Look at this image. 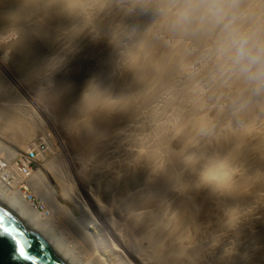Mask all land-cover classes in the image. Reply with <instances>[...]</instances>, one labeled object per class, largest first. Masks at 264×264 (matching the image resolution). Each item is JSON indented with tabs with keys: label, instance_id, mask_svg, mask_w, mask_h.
I'll return each instance as SVG.
<instances>
[{
	"label": "bare ground",
	"instance_id": "1",
	"mask_svg": "<svg viewBox=\"0 0 264 264\" xmlns=\"http://www.w3.org/2000/svg\"><path fill=\"white\" fill-rule=\"evenodd\" d=\"M37 2L38 0L22 1L21 5L23 7L19 5V8L22 7V11L29 10L34 5L37 6ZM84 2H81V0L73 2L72 11L77 20V27L74 31L77 32L79 37L83 36L84 28H81V26L85 25L91 33L93 32L94 35L106 39V43L111 50L114 41L109 39L108 33L118 34L119 38L122 39V43L126 44L127 34L130 33L134 36L135 26L138 31L142 23V26L144 25L147 30L143 35L135 34L139 42L136 45L140 44L139 47L137 45V49L140 48L141 51L136 50L133 44L137 52L131 54L124 51L123 53L124 62L128 65L127 68L126 64L123 66V69L126 70L124 77L126 78L128 72V81L135 82L138 89L136 91L143 99L141 101L146 103H141L144 107L141 106L143 108V121L140 120L137 109L133 107L135 103L132 106L133 108H130L131 111L124 117L129 130L136 131L137 138L133 139L130 135L127 136L126 149L123 147V169L119 172H112L106 167L109 170L108 175L103 173L104 176L102 180L100 179L107 183V181L110 182L109 179L111 178L113 180L111 183L117 184L116 189L106 185L105 188L102 187L106 193L104 195L105 199L108 197L111 198V202L114 200L129 202L127 204L129 205L128 210L125 207L128 213L127 217H122V208L119 209L118 212L122 214L120 213L115 221L117 215L114 217V215H109L108 212L107 216L103 211V214L107 216L106 221H109L110 225L116 224V222L124 224L128 233L133 230L138 231L137 236L139 242H143L141 245L144 246L143 249L139 248L137 243H134L133 245L130 244L133 252L127 250L128 256L136 264H208L209 260L218 263L222 262V257L219 254V251L222 250L228 256L233 257L238 264H248V259L244 254L248 246L247 242L243 241L239 253V245L234 242L235 246H232V243L229 244L228 240L230 239L232 242L230 237L233 229H236V231L238 229V235L236 234V237H238L244 233L245 228L249 229L261 224V229L259 228L260 225L257 227L259 232L256 233L258 236L254 235V239L259 240L260 238L259 241L264 243V223L260 222L262 219H257L259 217L256 218V216H264V211L263 214L259 213L261 208L257 205V201H261V195L264 199V94H255L253 85L241 74L239 65L235 61V42L244 37L247 39L249 50L254 52L257 49L264 48V0H88L86 3ZM115 2H118V4H115ZM133 13L137 14L139 19L136 18V20H140L141 23L139 22L140 24L137 23L136 25L137 21L135 20L134 28L123 36L124 30L120 21L121 19L129 20ZM106 18L111 19L114 23L113 32H107V34L104 33L105 26L103 22ZM140 52H147L149 56H152L151 63L146 60L151 64V75L148 76V79L153 78L156 85L165 93L158 95L155 90L152 92L149 89L150 87L147 86L148 83L145 84L146 82L144 83L136 77V74L139 73L136 72L141 71V63L143 62H139ZM157 56L160 60L157 59ZM39 57L40 61L38 63L34 62L33 66L30 65L33 77L44 74L46 70L42 66L44 65L42 61L45 58ZM148 58L146 57V59ZM147 64L146 66H148ZM129 65L130 67L133 65V67L128 71ZM77 71L78 73L75 75L84 78L80 99L91 105L97 98V85L95 82L90 81L91 77L87 75L83 67L77 68ZM119 77L116 69L110 68L108 89L114 90L116 84L114 81ZM65 82L63 86H68L67 81ZM133 87L136 89L135 86ZM125 93H120L119 96L128 99ZM132 93H135V90ZM105 95L107 96V94ZM101 99L99 97V100ZM103 101H105V97ZM59 102L57 99V103L60 105ZM61 102L63 103V101ZM53 103L55 105L56 102ZM98 108L97 110H99ZM165 110H169L168 114L162 115ZM63 111H61V114H64ZM89 111L86 112L88 115ZM94 112L96 111L94 110ZM97 112L100 113L101 111ZM86 113H84L85 116ZM7 115L6 112L1 115L0 123L3 125L0 128H6ZM88 115L86 118H92V123L96 119L101 124H103L106 116L103 115L102 117L101 114L98 115L92 111L90 116ZM18 119L20 124L22 122L29 124L28 122H30L25 123L24 121L29 120V118L26 120L23 116ZM19 126H17V129ZM21 126V129L19 128L20 133L22 127H24ZM32 126L28 127L31 131L34 127ZM63 128L73 134L74 129L72 131L71 128L67 129L64 125ZM107 128V132L113 130V127L107 126ZM145 131L146 139L143 137ZM23 132L22 130V134ZM74 137H77V135L75 134ZM79 137H82V135ZM84 138V140L79 138L82 141L76 142L83 152L88 151L90 145V141L86 137ZM25 139L27 138L25 137ZM176 139L180 142L181 151L173 155L168 163H164L158 157V153L166 152L170 144ZM69 140H74V138ZM206 143L210 144L211 151L207 150ZM3 150L4 153L0 152L3 168V174L0 177L1 185L8 180L7 174L9 172L12 175L19 172L17 169L19 166H13L10 163L11 161L8 162L10 159L7 160L10 151L8 153L5 148ZM26 156L29 161L35 164L38 152L32 150ZM82 156L84 155L82 154ZM105 161L107 163L106 159H104ZM149 166L155 167L146 172V168ZM24 167L27 169L25 165ZM34 167L35 165L27 169L30 176L28 174V179L23 181H26V186L42 202L52 201L51 195L45 188L46 182L42 173L40 171L32 172ZM107 169L105 170L107 171ZM53 172L55 176L61 177L62 175L59 169L55 171L53 168ZM144 176L158 177L165 180L175 176L181 177L185 185L187 182V189L183 186L172 190L170 187L162 189V192L167 193V202L163 205L164 209L159 221L157 219L152 220L148 216ZM7 184L10 187L6 188V193L4 195L0 194V196L21 215L25 222L38 221L44 216L45 213H40L38 207L26 198L27 193L21 186L23 182L20 178H14ZM13 184H15L14 191H11ZM151 188L154 189L155 187L151 186ZM95 197L98 196L95 195ZM95 199L97 200V198ZM100 199L102 203L103 198L100 197ZM225 201H228V207H226ZM100 202L96 204H100ZM138 203H141V205L138 206ZM209 203L213 204L215 211L218 213H222L228 208L232 216L221 217L215 215L211 211ZM99 204L96 206H99ZM260 205L262 206V204ZM256 206L260 209L259 212L257 209L258 215L255 212ZM169 208L174 209V217L168 213ZM59 210L57 208V212ZM262 210L264 209L262 208ZM112 212L110 213L112 214ZM118 212L116 211V214ZM123 212L125 211L123 210ZM199 219L202 221L212 220L211 228L203 230L205 241H207L209 247L208 250L210 249L212 253L210 257L203 255L200 250H192L188 246L187 232H183L187 224L193 223L191 225L200 226ZM70 221H72L70 223L71 229L85 243L97 245L93 236L78 228L76 220L71 219ZM160 221H164L165 225H162ZM30 226L33 229L36 228L35 224ZM225 226H228L229 229L227 227L228 230H226ZM112 233L116 235L114 229H112ZM166 233L168 234L167 239L162 236ZM114 235L112 236L117 238ZM49 237L55 239L52 235ZM225 243L227 246L231 245L228 246L227 251L225 250ZM193 249L195 248L193 247ZM98 258L100 257L98 256ZM259 259L255 260L256 264ZM101 263L104 264L102 260L97 262V264ZM259 264H262L261 261Z\"/></svg>",
	"mask_w": 264,
	"mask_h": 264
},
{
	"label": "rangeland",
	"instance_id": "2",
	"mask_svg": "<svg viewBox=\"0 0 264 264\" xmlns=\"http://www.w3.org/2000/svg\"><path fill=\"white\" fill-rule=\"evenodd\" d=\"M22 1L25 2L27 0ZM22 1L0 0V13H2V15H0L2 22H0V88H2L0 89V107H2L0 108V112L2 114H4V112L8 114V121L6 120L5 123L6 128H0V152L4 153V148L5 150H8V153L10 151V155L12 153V156L10 157V155H8L7 160L10 159L8 162L11 161L10 163L14 166V163L20 157H23L29 151L36 150L38 156H36L35 161L36 167L33 168L32 172L40 171L42 173L46 182L45 188L52 198V201L46 200L45 202H42L32 193L34 196V204L38 207L40 213L45 214L38 221L26 222L32 226L33 224L36 225L35 229L37 234L42 239L45 237L43 240L53 248L67 264H97L100 260H102L104 264H136V262L132 261L128 256L127 250L133 252L130 244L133 245L134 243H137L139 248L143 249L144 246H141L143 242L140 243L139 237L137 236L138 231L133 230L128 233L126 232L124 224L116 222V224L110 225L109 221H106L108 212L111 216L114 215L115 217L117 215L115 217L116 221L121 213L118 212V210L121 208L125 211L123 212L121 209L123 213H121V216L127 217V210L129 208V205L127 204H129V202H123V200L117 202L114 200V203V201L111 202V198L106 197L105 199L104 195H106V193L104 186L106 185L107 187H113V189H116L117 184L114 182L111 183L113 180H111L109 176L108 179L110 178V182L107 181L108 184L101 180L104 175H108L107 173L109 170L112 172L122 171L123 147L126 149L127 136L130 135L133 139L137 138L136 131L129 130L124 118L131 111L130 108L132 109L135 107L140 115V120L143 121L142 116L144 107L142 104L145 103V101H141L143 99L136 91L138 89L135 82L131 83L128 81V72L126 73L127 80L124 77L126 70L123 69V66L126 63L124 62L125 59L123 53L124 51H127L134 54L137 52L136 50H140V48L137 49V45L139 47L140 44L136 45V43L139 42L137 41L135 34L139 36L141 34L143 35L147 30L144 25L142 26L140 20H136V18H139L135 13H133L130 17L131 19L129 18L127 21L121 19L120 24L124 30L123 36L134 28L135 20L137 21L136 25L139 22L141 23V28L138 31L135 26L134 36L133 34L130 35V33L127 34V43L123 44L122 39L119 38L118 34H107V32H113L114 23L111 19H104V33L108 35L109 39L114 41V45L111 46L110 50V46L107 45L106 39L99 37V35H94L93 32L91 33L87 26H81V28H84V34L82 37H79L77 32L74 31L77 27V20L72 11L74 7L73 2L75 0H71L73 2L70 0V2L68 0H38L37 6L34 5L31 9L25 11H22L23 9L21 10L23 7L21 5ZM87 1L81 0V2L84 3ZM115 4H118V2H115ZM19 5L22 7L19 8ZM107 28L108 30H106ZM133 44L135 45L136 50L134 49ZM70 46L71 48H69ZM146 53L147 52H140L139 54V62L143 61V65L141 63V71L136 72H139L138 75L136 74V77L144 83L146 82L145 84L148 83L147 86L150 87L149 89H151L152 92L155 90L158 95L165 93L156 85L153 78L148 79V76L151 75L150 63L152 56H149V53ZM39 56L46 59H44L45 63L42 61L44 65L41 63L46 70L44 74L42 73L33 77L30 65L33 66L35 63H38L40 61ZM51 57L53 60L50 59ZM146 57L149 58L146 59ZM157 57V59L160 60L159 56ZM144 63H149L147 64L149 67L146 66V64L144 65ZM125 66L127 68L128 65L126 64ZM81 67H83L87 75L91 77V80H89L95 82L97 85L96 97L98 99L96 98V101H99L98 103L94 101L93 104L90 105L89 103L87 104L86 102H83V99H80V94L84 85V78L75 74L78 73L77 68ZM132 67L133 65L131 67L129 65L127 70L129 71ZM110 68L116 69L117 75L120 76L114 81L116 83L114 85V90L108 89ZM29 73L30 76L28 75ZM81 79L82 81H80ZM65 81H67L68 86H63ZM133 86H135L136 89H134ZM134 90L135 93H132ZM120 93H125L126 96H128V99L120 97ZM105 94H107V96ZM137 96H139V99ZM53 97L56 98V101ZM99 97L100 99L102 97V99L99 100ZM104 97L105 101H103ZM57 99L60 101V105L57 103ZM61 101H63V103ZM154 101L157 103L156 100ZM53 102H56L55 105ZM55 106H58L57 109ZM89 107H91V110ZM97 108L101 111L100 113L97 112L99 111ZM87 110H90L89 115L87 114ZM94 110L96 112H94ZM61 111H63L64 114H61ZM91 111L98 115L101 114L102 117L103 115H106L103 124L96 121V119H94L96 122L93 121L92 123V118H89L90 121H88L89 119L88 117L86 118V116H90ZM168 112L169 110H165L162 115H167ZM1 113L0 118L2 115ZM84 113H86V116ZM80 115L82 117L84 115V117L82 118ZM20 116L25 117L26 120L29 118V120L24 121L25 123L30 121L28 122L29 124H24L23 122L20 124L18 119ZM22 119L24 120V118ZM2 125L3 124L0 126ZM18 125L24 126H21L24 131L23 134L22 130L20 133V126L17 129ZM30 125L34 126H32L33 133L31 129L28 128ZM63 125L67 129L71 128L72 131L74 129V135L72 133L70 134L69 131L64 130V128L62 129ZM107 126L110 128L113 127V130L107 132ZM29 130L32 135H30L31 133H29ZM75 134L78 138L74 137ZM123 134L125 135L124 137ZM78 135H82V137H79ZM25 137L27 139H25ZM84 137L90 141L88 147L89 150L85 152H83L78 145L79 141L85 139ZM143 137L146 139V131L143 133ZM71 138H74V140H69ZM90 147L92 148L91 150ZM206 148L208 151H211L209 143H206ZM172 150L174 151L170 153ZM180 151V142L176 139L170 144L169 149L166 152L158 153V157L164 163H168L171 157ZM3 153L2 155L5 156ZM81 153L84 156H82ZM104 159L107 160V163L106 161L104 162ZM154 167L155 166H149L146 168V172ZM53 168L55 171L59 169L60 174H62L61 177L55 176ZM17 169L20 170L19 167H17ZM105 169H107V171ZM103 173L104 175H102ZM143 181L146 184L147 212L149 218L152 220L157 219L159 221L164 209L163 205L167 202V193L164 191L162 192L164 187H170L172 190L179 186H183L187 189V182L185 185V182L181 177L172 176L165 180L158 177L144 176ZM14 186L15 184L12 185L11 191H14ZM151 186H154L155 188L152 189ZM95 195L98 197H95ZM99 196L103 198L102 203L100 202L101 199ZM260 197H262L261 201H257V205L261 208V211L258 209V206H256L255 212H257L258 209V212L260 211L259 213L263 214V195ZM95 198H97V200ZM97 202H100L102 205L98 203L99 206H96L98 205L96 204ZM260 204H262L263 207ZM120 205L124 206L121 207ZM139 205H141V203H138V206ZM225 205L228 207V201H225ZM107 206L109 207V211ZM125 207L127 210H125ZM209 207L215 215L221 217L232 216V213L228 208L222 213H218L215 211L212 203H209ZM57 208L60 209L59 212H57ZM103 211L107 216L103 214ZM116 211L118 214H116ZM110 212H112V214ZM258 212L257 215L259 214ZM168 213L174 217L173 208H169ZM262 216L263 215L256 216V218L259 217L257 219H262L260 222L264 223V216ZM71 219L76 220L75 222L77 223L78 228L87 231L96 239V246L94 243H85L71 229ZM160 223L165 225L164 221H160ZM198 223L201 227L196 224L191 225L193 223L187 224L183 232H187L189 238L188 246L191 247L192 250H200L203 255L210 257L212 256V253L210 249L208 250L209 247L206 243L207 241H205L206 238L204 237L203 230H205V228H211L212 220H200ZM258 225H260L259 228L261 229V224ZM258 225L249 229L245 228L244 233L238 237H236V234L238 235V229L237 231L236 229H233L232 231L234 233L232 232L230 237L232 242L230 239L228 240L229 244L232 243V246H235L236 243L239 245V253L241 252L243 241L247 242L248 246L244 251V254L248 259V264H256L255 260L259 258L261 260H257V264H259L260 261L264 264V243L263 241H259L260 238L259 240L254 239V235L259 232L257 228ZM227 227L228 226H225L226 230L229 229V227L228 229ZM234 227L236 228V226ZM112 229L115 230L116 235L112 233ZM51 235L55 239H51L49 237ZM112 235L117 238H114ZM256 235L258 236V234ZM162 236H164L165 239L168 238L167 233ZM233 237L235 238L233 239ZM226 243L225 250L227 251L228 246L231 245L227 246ZM193 247L195 249H193ZM219 254L222 257V262L217 263L209 260L208 264H238L233 257L228 256L223 250L219 251ZM98 256L100 258H98Z\"/></svg>",
	"mask_w": 264,
	"mask_h": 264
},
{
	"label": "water",
	"instance_id": "3",
	"mask_svg": "<svg viewBox=\"0 0 264 264\" xmlns=\"http://www.w3.org/2000/svg\"><path fill=\"white\" fill-rule=\"evenodd\" d=\"M0 264H67L1 196Z\"/></svg>",
	"mask_w": 264,
	"mask_h": 264
},
{
	"label": "clouds",
	"instance_id": "4",
	"mask_svg": "<svg viewBox=\"0 0 264 264\" xmlns=\"http://www.w3.org/2000/svg\"><path fill=\"white\" fill-rule=\"evenodd\" d=\"M235 61L239 65L241 74L253 85L254 93L257 95L264 94V48L257 49L253 52L247 48V39L241 37L239 41L235 42ZM21 186H23L27 193L26 198L28 195L31 196L30 199L27 198L28 201L34 203V196L26 186V181ZM5 193L0 192L2 195Z\"/></svg>",
	"mask_w": 264,
	"mask_h": 264
},
{
	"label": "built area",
	"instance_id": "5",
	"mask_svg": "<svg viewBox=\"0 0 264 264\" xmlns=\"http://www.w3.org/2000/svg\"><path fill=\"white\" fill-rule=\"evenodd\" d=\"M36 153V152H35ZM14 165L15 166H19V168H20V170H19V172L18 173H16V174H14V175H12L10 172L7 174V181H6V183H4V184H0V192H5V190H6V188H8V187H10V185H8L7 183L10 181V180H12V179H14V178H20L21 179V182H25V181H23V180H26L27 179V177H28V174H29V171L24 167V165L27 167V168H32L34 165L36 166V164H34V162H32V161H29L28 159H27V156L26 155H24L22 158H20L17 162H15L14 163ZM8 169H9V167H8ZM2 171H3V168H2V165H1V159H0V177H1V175L3 174L2 173ZM23 187V186H22ZM28 199H30L31 198V196L30 195H28V197H27Z\"/></svg>",
	"mask_w": 264,
	"mask_h": 264
},
{
	"label": "snow or ice",
	"instance_id": "6",
	"mask_svg": "<svg viewBox=\"0 0 264 264\" xmlns=\"http://www.w3.org/2000/svg\"><path fill=\"white\" fill-rule=\"evenodd\" d=\"M6 230V229H5ZM18 253H19V255L20 256H24L25 255V250H24V248L23 247H18Z\"/></svg>",
	"mask_w": 264,
	"mask_h": 264
}]
</instances>
